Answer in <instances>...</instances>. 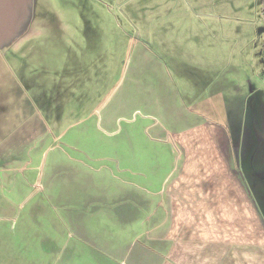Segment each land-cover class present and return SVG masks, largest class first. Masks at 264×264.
I'll use <instances>...</instances> for the list:
<instances>
[{
	"label": "crops",
	"instance_id": "obj_1",
	"mask_svg": "<svg viewBox=\"0 0 264 264\" xmlns=\"http://www.w3.org/2000/svg\"><path fill=\"white\" fill-rule=\"evenodd\" d=\"M33 2L22 42L40 32ZM154 43L161 51L138 43L128 82L101 106L114 137L95 167L73 157L69 167L41 170L36 160L52 134L42 122L18 125L22 149L0 151V264H264V191L241 122L234 141L231 122L214 116L226 107L199 57L188 64L178 54L185 43Z\"/></svg>",
	"mask_w": 264,
	"mask_h": 264
},
{
	"label": "rangeland",
	"instance_id": "obj_2",
	"mask_svg": "<svg viewBox=\"0 0 264 264\" xmlns=\"http://www.w3.org/2000/svg\"><path fill=\"white\" fill-rule=\"evenodd\" d=\"M33 12L38 14L32 26L40 32L29 41L17 37L0 46V151L22 149L17 139L22 122H42L52 136L36 160L41 170L69 167L73 157L95 167L101 161L95 156L103 146L112 151L114 137L99 120L101 106L118 83L128 82V63L138 43L161 51L154 43L161 37L172 46L185 43L178 54L186 63L199 57L202 76L209 74L211 91L222 93L217 102L226 107L214 116L227 117L234 141L240 122L242 136L250 129L248 99L254 90L264 130V0H34ZM88 29L96 35L92 44L85 40ZM75 35L78 42L70 41ZM110 50L117 60L107 71ZM23 60L29 63L23 66ZM101 63L104 80L97 78ZM194 78L198 92L204 81ZM138 113L141 120L143 112Z\"/></svg>",
	"mask_w": 264,
	"mask_h": 264
},
{
	"label": "flooded vegetation",
	"instance_id": "obj_3",
	"mask_svg": "<svg viewBox=\"0 0 264 264\" xmlns=\"http://www.w3.org/2000/svg\"><path fill=\"white\" fill-rule=\"evenodd\" d=\"M28 8L31 7L28 6ZM258 100V93L254 90L248 99V121L250 129L249 131L248 129H245L243 135L245 144L250 149V159L256 155V162L252 164L253 167L251 170L255 172L257 182L260 184L258 185L257 183L258 187H261L262 191H264V130L258 121L256 110Z\"/></svg>",
	"mask_w": 264,
	"mask_h": 264
},
{
	"label": "water",
	"instance_id": "obj_4",
	"mask_svg": "<svg viewBox=\"0 0 264 264\" xmlns=\"http://www.w3.org/2000/svg\"><path fill=\"white\" fill-rule=\"evenodd\" d=\"M31 5L32 0H0V46L24 30Z\"/></svg>",
	"mask_w": 264,
	"mask_h": 264
}]
</instances>
